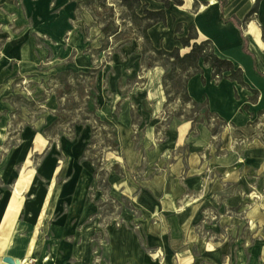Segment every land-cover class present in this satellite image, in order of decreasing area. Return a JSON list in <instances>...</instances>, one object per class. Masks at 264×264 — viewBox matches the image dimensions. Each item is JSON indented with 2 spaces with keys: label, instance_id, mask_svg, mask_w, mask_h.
<instances>
[{
  "label": "crops",
  "instance_id": "0c3cea01",
  "mask_svg": "<svg viewBox=\"0 0 264 264\" xmlns=\"http://www.w3.org/2000/svg\"><path fill=\"white\" fill-rule=\"evenodd\" d=\"M84 1L0 0V94L9 95L15 80H22L23 84L28 83L39 91L47 81L63 72L100 70L96 85V116L114 125L123 152L122 162L117 160L124 169L123 173L111 175L108 184L110 188L112 186V195L119 190L120 195L131 199L141 212L139 232L126 227L109 229L107 243L99 244L98 249L95 247L94 243H99L106 232L96 221L97 217L89 222L98 213V207L90 198L96 168L82 157L91 137V128L86 126L81 128L77 139L66 140L68 144L62 142V149L70 156V162L56 166L36 223L30 231L21 218L31 213V208H27L26 194L35 177L24 194L22 212L18 204L11 210V206L6 208L12 192L1 196L0 234L10 211L15 221L0 249V264H5V257L24 264H264V241L259 236L251 242L223 238L209 242L201 237L196 225L207 202L218 203L221 208L218 216L226 223L227 219L234 218L229 210L235 202L241 206L238 211L242 213L244 200L233 198V192L232 196L227 192L232 187L243 188L247 181L264 179L262 143L254 140L236 148L234 142V131L247 134L250 123L264 116V0L258 13L247 23L244 20L256 0H179L181 4L171 1L169 6L160 0H141L150 11L165 12L166 22L158 23L148 31L156 49L169 52L179 49L181 55L189 53L190 47H184L180 40L187 38L193 27L197 42L210 41L219 58L229 60L236 69H241L246 86L226 78L215 80L213 69L202 62V74L194 75L187 83L191 99L198 103L207 102L209 110L229 125L220 133L224 142L221 151H226L225 155L217 153L213 145L217 137L212 134L210 126L200 124L194 127L192 121L186 119L173 120L164 132L168 141L159 143L161 130L158 126L166 102L163 87L166 70L159 65L152 68L143 65L142 39L124 44L119 51L111 53L114 73L107 87L101 83L104 75L101 58H104L103 45L107 40L91 10L81 4ZM250 24L258 29L262 46L249 32ZM178 25L181 31L176 33ZM35 38L50 42V61L45 62V55L37 48ZM141 72L147 83L140 91H147L153 110L142 113L139 108L137 112L144 120H149L143 131V148L148 162L141 172L142 177L134 181L132 174L143 158L134 142L138 126L133 121V109L139 107V98L133 87L129 99L123 96L118 84L122 79H140ZM107 93L112 97L109 98ZM47 102L51 114L55 113L58 101L52 91ZM54 117L50 118L53 123L57 118ZM40 136H35V147L25 163L34 153L41 152L36 149L37 143L43 140L47 141L46 147L52 144L53 138L46 134L43 138ZM183 148L186 153H182ZM240 160H244L243 163H239ZM63 174L68 176L61 181ZM8 175L2 181L5 185L13 182L14 189L19 175L15 181H11L12 176ZM62 207L65 208L63 212ZM250 214L246 212L247 218ZM53 216L57 220L49 226L50 239L41 243L43 222ZM239 223L243 225L242 221ZM33 237L35 245L28 257ZM151 249L156 251H149ZM96 252L103 257L96 259Z\"/></svg>",
  "mask_w": 264,
  "mask_h": 264
},
{
  "label": "rangeland",
  "instance_id": "374dc122",
  "mask_svg": "<svg viewBox=\"0 0 264 264\" xmlns=\"http://www.w3.org/2000/svg\"><path fill=\"white\" fill-rule=\"evenodd\" d=\"M101 4H104L105 7L99 8ZM95 6L97 7V12L101 14L97 19L100 25L101 23H112L121 30L123 34L121 38L134 37L133 34L137 32L135 30V24L131 22L127 11L119 0H97ZM34 40L37 48L45 55V62L50 61L52 58L51 50L48 47L50 42L41 38H35ZM135 40L139 41V39H132L128 43ZM116 42L115 38H109L103 45L104 58H101V70L104 71V75L102 76L101 83H103L105 87H107L109 83L110 76L114 73L111 53L119 51L120 49V46L117 45ZM1 45L2 42H0V46ZM99 66L101 67L100 64ZM99 71L96 72L93 79L84 80L79 78L81 84L79 86L76 85V82L71 81L70 78V81L73 82V89L68 96L63 97L61 102L57 99L58 108L53 114H51L47 102L51 91L56 95L55 91L59 89V81L53 80V78L47 81L45 87H41L39 91L29 86L28 83L23 84L22 80H15L14 89L9 95H4L3 92L0 94V198L3 194L7 196L12 192L6 208L18 204L20 212H22L25 202L24 194L31 187L35 177L33 186L26 194V198L28 199L27 208H31V213L21 218V221H26L28 231H30L36 223L37 214L49 190L50 181L56 166H65L70 162V156L64 153L62 149V142L65 144H68L66 140L72 142L74 139H77L81 128L90 126L91 137L87 140L85 153L83 154L85 158L83 160L90 161L96 168L95 176H93L94 185L90 190V198L98 207V213L92 216L89 222L97 217L96 221L100 223L106 232L100 238L101 240L99 243H94L97 249L99 244L103 246L107 243L109 229L126 227L139 232L140 226L138 225V220L141 216V212L135 207L131 199L125 195H120L119 190H115L116 195H112V186L110 188L108 184L111 175H121L123 173L124 169L117 161L119 160L122 162L123 152L120 150L114 125L100 119L96 121L95 117L92 116L93 111H95L94 109H98L96 103L98 90L96 85ZM145 83H147V80L145 79V75L141 72L140 79H122L118 84L123 96L129 99L130 97L128 94L132 91L131 89L133 87L136 89V92H138V96L136 97L139 98V107L133 109V121L138 126V132L134 135V142L135 148L142 153L143 158L139 168L135 169L132 174L133 179H135L134 181L142 177L141 172L146 169L148 162L147 152L143 148V131L145 125L149 123V120H144L141 115L137 113L139 108L142 109V113H151L153 110V102L148 101L147 91H140L146 85ZM1 89L2 85L0 84V92ZM107 95L109 98L112 97L111 94L107 93ZM167 101L166 97L161 117L162 122L158 126L161 130L159 134V143L168 141V137H165L164 132L173 120H188L186 115L202 118L205 112V108L197 110L193 109L189 104L182 106L180 100L174 95L168 105ZM61 108L62 114L66 116V120L53 130L56 135L53 138L52 144H48L46 147L47 141L42 140L41 143H37L36 149L41 152L34 153L31 160L27 158L25 163L26 157L35 147V136L39 134L41 135L40 137L43 138L46 134V130L54 124V120L50 121V118L57 115ZM120 110L121 108L119 107L118 111ZM153 120L159 121L160 119ZM215 122L216 120L212 118L210 123L219 131L218 135L215 136L217 138L213 141V145L217 148V153L219 155H225L226 151H221L224 142L220 139V133L223 132L225 127H229V125L225 124L224 127H221ZM199 125L200 124H193L194 127ZM250 126V132L247 134L234 131L236 148L241 146L242 143L247 144L254 140H259L264 148V116L262 119L258 118L254 120L250 123ZM181 151L182 153H186L184 148L181 149ZM239 159L242 158L239 157ZM243 161L244 160H240L239 163H243ZM116 164L119 165H117V168H114ZM7 175L12 176L11 181H15L19 175L14 189L13 182H10L8 185L3 183L2 178ZM66 176L68 175H61V181H64ZM242 187L243 188L232 187L229 189L230 191L227 192L229 196L233 195V198H242L245 202V208L242 213L238 211L241 207L239 203H234L229 210L231 211L229 213L230 216L234 218L230 220L227 219V223L218 216L217 212L221 209L218 203L213 204L207 202V205L202 207V217L197 219L196 225L199 226L200 235L204 240L211 242L214 239L218 240L223 238L228 241L245 239L251 242L257 240L259 236L260 239L264 241V179L254 182L247 181ZM64 210L65 208L63 209L62 207L61 212ZM247 211L249 213L251 212L249 218L246 216ZM252 211L255 212L252 213ZM153 218L154 221L157 219L156 216ZM55 220H57V217L53 216L51 218L47 217L43 222L42 233H40L41 243H47L50 239L49 226L53 225ZM235 221L237 223H235ZM239 221H242L243 225L239 223ZM227 228L231 230H226ZM258 229L259 232L257 234L256 232ZM253 237L255 239H253ZM149 251L156 250L151 249ZM235 251L236 250H234V252ZM256 252H260V250H256ZM98 253H95L96 259L99 256L103 257V254Z\"/></svg>",
  "mask_w": 264,
  "mask_h": 264
},
{
  "label": "trees",
  "instance_id": "16d2710c",
  "mask_svg": "<svg viewBox=\"0 0 264 264\" xmlns=\"http://www.w3.org/2000/svg\"><path fill=\"white\" fill-rule=\"evenodd\" d=\"M119 1L127 11L128 17L130 18L131 22L135 24V30L137 32L133 34V38L131 36L121 38L123 34L119 27H115L112 23H101L102 32L104 33L106 40L108 41L109 38H115L117 41L116 44L121 47L124 44H127L132 39H142L143 65L146 68H152L156 65H159L164 67L166 70V74L163 77V87L168 100L167 105L171 102L174 95L180 100L182 106L185 104H189L193 109L197 110L205 108V112L203 113L202 118L198 116L194 117L193 115H186L187 119L192 121L193 124L196 125L206 124L210 126L212 134L214 136L218 135L219 131L214 127L213 124L210 123L211 119H215V123H217L221 127H224L227 123L225 122V120L213 114L209 110L207 102L198 103L193 101L188 94L187 83L189 79H191L194 75L202 74V69L200 67V63L202 62L205 66L213 69V77L215 80L226 78L231 81H235L242 86H246L243 81V73L241 69H236L231 61L219 58L214 53L213 45L210 41L197 42V32L193 27L190 28L189 36L180 40L184 47H190L189 53L181 55L179 49H175L171 52L164 49H156L151 43L148 31L156 24L166 22L165 12L150 11L148 9V6L146 4H143L141 0ZM160 1H163L166 6H169L171 1H174L177 4H181V1L179 0ZM261 1L262 0H256L254 8L246 16L244 20L245 22H248L249 19H251L255 14L258 13ZM96 3L97 0H85L81 4L89 8L97 20L101 16V14L97 12V7L95 6ZM104 7L105 5L101 4L99 8ZM139 11L141 12V14L138 13ZM180 31L181 26L178 25L176 27V33H179ZM193 40H195V42L191 44V41ZM96 72V70H92L88 73H75L73 71H67L54 76L53 80L59 81V89L55 91L56 97L59 102L62 101L64 96H68L71 93V90L73 89V82L71 81L76 82V85L79 86L81 85L79 78H82L84 80L93 79ZM227 73H229V76H224ZM94 110L95 111H93L92 116L95 117L96 121H99V118L96 116V109ZM56 116V122L45 132L46 135L51 138H54V136L56 135L53 130L56 127L60 126L64 120H66V116L62 114V108L61 110H59ZM83 158H85V156ZM114 168H117V165Z\"/></svg>",
  "mask_w": 264,
  "mask_h": 264
},
{
  "label": "bare ground",
  "instance_id": "6f19581e",
  "mask_svg": "<svg viewBox=\"0 0 264 264\" xmlns=\"http://www.w3.org/2000/svg\"><path fill=\"white\" fill-rule=\"evenodd\" d=\"M249 32L255 36L257 43L262 46V43L259 40V31H258V29L256 28V26L254 24H250ZM12 207H13V205L10 207V210L12 209ZM14 221H15V216L10 211V213L8 214V217L4 221V224H3V227H2V230H1V234H0V249L4 245V243L6 241V237H7L8 233H9ZM34 245H35V238L33 237L31 239V244H30V248H29V252H28V257L31 255V252H32V250L34 248ZM21 264H24V262L21 263Z\"/></svg>",
  "mask_w": 264,
  "mask_h": 264
},
{
  "label": "water",
  "instance_id": "95a60500",
  "mask_svg": "<svg viewBox=\"0 0 264 264\" xmlns=\"http://www.w3.org/2000/svg\"><path fill=\"white\" fill-rule=\"evenodd\" d=\"M3 262L5 264H21V262L19 260H14L11 257H5V258H3Z\"/></svg>",
  "mask_w": 264,
  "mask_h": 264
}]
</instances>
